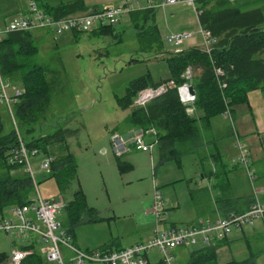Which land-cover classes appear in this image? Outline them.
Wrapping results in <instances>:
<instances>
[{
    "label": "rangeland",
    "instance_id": "obj_1",
    "mask_svg": "<svg viewBox=\"0 0 264 264\" xmlns=\"http://www.w3.org/2000/svg\"><path fill=\"white\" fill-rule=\"evenodd\" d=\"M125 1L84 0L88 9L116 8ZM138 1V7L145 6L144 0ZM28 2L29 0H0V30H3L11 19L19 16L26 9ZM231 3L237 4L235 1ZM195 18L194 10L183 3L158 9L155 13V22L163 43L158 54L140 49L136 29L129 15L113 25L112 34L93 33L98 27L80 33L71 30L55 36H52L51 32L39 31L38 33L43 35V40L36 42L38 52L34 55V61L61 70L66 83L64 91L53 96L44 121L37 122L32 135H26L19 125L17 128L12 106L10 110L8 105L0 100L3 134H10L15 129L17 136L24 142L31 136L52 132L57 125L75 131L67 138V145L76 161L77 180L72 182L66 192H59L53 178L45 179L46 175L39 170V155L31 157L30 162L35 194L39 193L44 199L63 198L67 201L80 186L88 205L94 207L105 218L95 225L76 231V241L82 248L101 246L110 236L115 239L118 237L122 245L151 237L153 221L142 217V214L146 204L151 202L155 187L165 200H169L171 206H175L174 214L170 215V209L166 211L167 216L164 219L168 223L176 220L177 224H188L199 218L211 220L216 218L214 208L217 206L216 200L219 196L215 190L208 193L209 197L199 199L191 194V188L195 186L197 179L196 187L207 186V180L199 179L202 172L200 159L202 157L203 160L208 159L203 147H199L194 154H184L181 166L174 160L160 162L156 144L151 153L130 148L120 155V159L131 167L120 171L118 153L112 145L114 128L121 125L130 113V107L123 109L118 106L116 96H121L125 88L142 75L149 74L155 82L170 77L166 58L175 47L166 40L163 41V38L171 32L190 28L189 20L193 22L195 30L197 27ZM187 43L201 45V38L195 34ZM187 43L182 48H185ZM5 81L14 87H20L16 76ZM12 92L11 88L7 89L9 96L13 95ZM194 115H197V111ZM211 124L217 143L228 148L236 138L230 129L234 128L232 113L230 116L223 113L215 115L211 119ZM132 130L134 129L129 131L123 128L119 133L127 134ZM135 131H138L137 128ZM154 141L155 138L152 136L145 137L146 143ZM204 169L207 171L208 166H204ZM236 174L241 175L240 183L237 185H234L237 177L232 178L231 174L229 175L233 193L251 192V182L245 171L238 169ZM4 213L9 214L7 209ZM61 219L65 221V216L62 215ZM263 232L262 219L258 220L254 227H247L243 231L234 230L229 236V243L217 248V254L221 260L245 259L249 256L246 243L249 241L251 250L258 252L256 263L264 264L263 254L259 253L264 246ZM70 242L75 243L73 238ZM192 249L190 246L186 252ZM9 251L8 238L0 231V253ZM186 252H183V259ZM159 256L153 249L150 258L158 260Z\"/></svg>",
    "mask_w": 264,
    "mask_h": 264
},
{
    "label": "trees",
    "instance_id": "obj_2",
    "mask_svg": "<svg viewBox=\"0 0 264 264\" xmlns=\"http://www.w3.org/2000/svg\"><path fill=\"white\" fill-rule=\"evenodd\" d=\"M35 1L41 9L55 17L89 10L84 0H66L57 4L44 0ZM197 8L200 10L199 24L210 30L218 41L210 54L193 46L180 52H171L166 58L170 77L164 79L180 83L183 81L181 74L184 69L188 65L192 66L195 72L193 87L197 115L191 116L185 112L174 88L168 89L144 107L132 106L138 90L163 81L155 82L149 74L135 79L121 96H116L119 107H130V113L122 125L139 130L155 128L160 162L174 160L179 166L184 154H194L199 147L213 143L212 139H203L210 131L212 117L223 113L226 108L230 110L235 105L246 103L247 92L250 90L258 89L264 97V4L243 10L230 0H197ZM156 11L155 8L137 9L131 11L129 17L136 29L140 49L158 54L163 43L155 22ZM113 31V25H105L99 26L93 33L112 34ZM36 32L38 31H13L0 41V75L5 80L18 77L21 93L13 102L12 108L17 128L19 125L26 135H32L37 122L43 120L49 110L53 96L61 94L66 85L61 70L34 61V55L38 52ZM214 67L223 70L220 76L222 86L214 75ZM74 133V130L57 125L50 133L31 136L24 141L28 151L36 149L40 157H53L51 173L45 179L53 178L61 193L66 192L72 182L77 180L76 161L67 145V138ZM18 150L19 137L16 130L3 134L0 120V215L12 205L27 203L35 192V184L25 170ZM212 152L206 161L209 165L208 172L205 174L203 171L202 174L207 176L206 180L214 179L211 190H215L219 196L216 200L219 211L222 215L231 211H244L253 198H244L242 202L246 207L239 208L238 198L226 197L229 193L228 170L220 165L221 157L218 153ZM14 154L17 155V160H12ZM203 159L204 157L200 159L201 162ZM117 161L120 171L131 167L120 156ZM208 189L210 190L209 187ZM193 193L194 189L191 188V194ZM62 215L65 216V221L61 219L62 226L69 234L81 223L100 219L97 210L88 205L80 186L72 193L71 199L66 201ZM262 222L264 223V219ZM262 240L264 241V232ZM227 243L229 238H224L215 245L193 247L186 264H257L258 252L251 250L249 241H246L249 248L247 258L221 260L216 250ZM259 253L264 257V246ZM5 256L6 253H0V262ZM23 263L50 264L38 252L27 255Z\"/></svg>",
    "mask_w": 264,
    "mask_h": 264
},
{
    "label": "built area",
    "instance_id": "obj_3",
    "mask_svg": "<svg viewBox=\"0 0 264 264\" xmlns=\"http://www.w3.org/2000/svg\"><path fill=\"white\" fill-rule=\"evenodd\" d=\"M234 1V0H230ZM145 6L138 7L139 1L126 0L116 8H95L85 12H77L70 15L55 17L41 9L35 0H29L26 9L19 16L11 19L0 30V41L13 31H45L51 32L52 36L68 31L86 32L93 27L103 25H114L121 18L128 16L133 10L143 8L163 9L176 4L190 6L197 16L200 10L197 8V0H144ZM197 28V29H196ZM195 30L193 28L181 29L171 32L163 38L175 47V52L185 48L182 46L198 34L201 38V45H193L202 51L210 54L214 49L218 38L210 30L203 28L199 22ZM192 47V46H191ZM214 75L218 83L223 70L214 67ZM183 81L176 83L173 79L163 80L154 86H147L137 91L132 100V106L144 107L151 100L159 97L168 89H176L179 102L185 108L188 115H194L195 89L193 87L194 70L188 65L181 74ZM190 87L193 91L190 90ZM12 89V96H9L7 89ZM21 93L20 87H14L3 80L0 75V100L5 102L11 110V104ZM230 116V110L226 108L223 112ZM127 134L113 133L112 145L118 154L135 150L152 152L154 144L157 145V132L153 127L135 131L133 128ZM152 136L155 141L146 143L145 137ZM19 137V136H18ZM238 157L236 162L243 165L249 179L253 180V174L249 167V149L236 136ZM18 155L24 162L25 170L31 176L33 182V170L30 158L39 155L36 149L28 151L24 142L19 137ZM39 170L45 175L51 173L52 156H38ZM14 154L12 160H17ZM19 160V159H18ZM214 170V165L211 163ZM35 184V182H34ZM210 188V180H207ZM37 194V197H36ZM24 204H15L7 210L9 214L0 215V231L3 232L10 243V251L6 253L0 264H24L25 257L34 252L42 255L44 260L50 264H150L148 252L156 249L160 254L162 264H177L174 249L179 246L199 247L215 245L216 242L228 238L234 230L242 231L252 227L258 220L264 219V199L257 193L253 194L249 207L241 212H228L225 215H218L215 219L199 218L188 224L168 223L164 218L167 216V203L163 195L155 187L151 202L143 210L153 221V230L150 238L125 246L119 249L101 248H80L71 243V236L66 228L62 226L61 214L66 206V200L44 199L39 193ZM33 245V247L31 246Z\"/></svg>",
    "mask_w": 264,
    "mask_h": 264
},
{
    "label": "crops",
    "instance_id": "obj_4",
    "mask_svg": "<svg viewBox=\"0 0 264 264\" xmlns=\"http://www.w3.org/2000/svg\"><path fill=\"white\" fill-rule=\"evenodd\" d=\"M44 1H47L51 4H57L59 2L66 1V0H44ZM234 1L237 3L236 5L239 6L240 9H249V8L258 7V6H261L264 4V0H234ZM95 8H98V7H95ZM195 19H196V23L198 25L197 16ZM188 25L190 28L194 27L193 22L190 20L188 21ZM186 29H188V28H186ZM72 32H74V31H72ZM35 37L38 38V39H36V42L37 41L41 42L43 40L42 33L36 32ZM191 46H193V45H189L187 43L185 48L191 47ZM230 113H232L233 120H234V128H232V127L230 128V129H232L231 130L232 135L234 137H235V135L238 136L239 139L241 140V142L243 144H245L247 146V148L249 149V167L252 171L254 182L252 183V181L249 179L243 165H241L239 162L234 161L238 157V148H237V144H236V138H235V140L232 141L231 144L228 145V148H227V146H225L223 144L220 146L217 143V139L214 135V131H213V127H212L211 122H210L211 135L209 136V132H208L207 134L204 135L203 139L204 140L205 139H208V140L212 139L213 143L210 145L205 144L202 147L206 151L207 156H210V153H213L212 151H214L215 154L218 153V155L221 157L220 158V165H222L224 168L226 167L228 170L227 179H228V183H229V193L226 194V195H228L226 197L235 198V199L238 198L240 201V203H238V207L244 208V207H246V205L243 204L242 201L244 200V198H249V199L253 198L254 193H257L260 198L264 199V97H263L261 91L258 89L248 91L247 92V102L233 106L230 109ZM198 114H199V112H198ZM122 127L126 128L129 131L134 128V127H130V126L127 127V126L121 124L118 127L119 130L113 131L112 133H115V132L119 133V131L121 129H123ZM212 136L214 138H211ZM120 155L121 154H118V156H120ZM216 159H217V157H216ZM208 160H209V158L206 160H203L200 163L201 167H202V172L204 171L205 174L208 172V170L205 171L204 166H208V169H209V165H207V162H206ZM238 169H243L245 171L247 178L249 179V182H251L250 183L251 192L245 193V194H234L233 193V191H232L233 185L230 181L229 175L231 174L232 178H233V176H234V178L237 177V180H235L234 185L239 184L241 175L236 174ZM202 172L199 175V179L206 180L207 176L206 175L204 176L202 174ZM197 180H196V182H197ZM196 182H195V186L192 187L193 189L197 186ZM210 182H211L210 190L208 189V187H209L208 184L206 187H201V186L196 187L194 189V193H193L194 198L199 199V198H203L204 196L209 197L208 193L210 191L212 192L211 187L214 184V179L212 178ZM165 201L167 203V209L171 210L170 215L174 214V212H175L174 207L175 206H171L169 203V200L166 199ZM149 204H150V202L147 203L146 206H148ZM214 212H215L216 217L218 215H222L218 209V206H215ZM97 216H99V218H100L99 220H96L94 222H84V223H81V224L75 226L72 229L70 236H71V239L73 238L75 245L80 247L76 241V231L77 230L84 228L86 226L95 225L97 222L105 220V218L103 216H101L98 211H97ZM142 217L147 218L149 221L151 220V218L148 214L143 213ZM171 223L177 224V221L172 220ZM141 241H144V239H138V240H135L134 242L132 241V242L125 243V245H122L121 241L118 237L115 239L114 237L110 236V238L105 240L103 245H101V246H96V247L85 246L84 248L85 249H87V248H101V249L111 250V249H119V248L129 246V245H132L134 243L141 242ZM229 241H230V238H229ZM80 248H82V247H80ZM152 250L153 249H151L148 252V258H149L150 264H162V262L160 260V256H159L160 254L158 253V251L156 249L155 250L159 256L158 260H154V259L150 258V254H151ZM186 250H188V247H186V246H179V247L174 249L173 253H174L177 264H186L187 263L190 251L186 252ZM183 252H186L185 259H183Z\"/></svg>",
    "mask_w": 264,
    "mask_h": 264
},
{
    "label": "water",
    "instance_id": "obj_5",
    "mask_svg": "<svg viewBox=\"0 0 264 264\" xmlns=\"http://www.w3.org/2000/svg\"><path fill=\"white\" fill-rule=\"evenodd\" d=\"M190 90L193 91L191 87H190Z\"/></svg>",
    "mask_w": 264,
    "mask_h": 264
}]
</instances>
